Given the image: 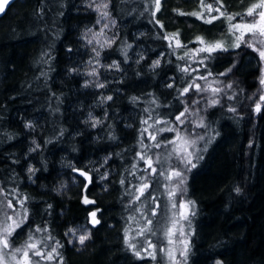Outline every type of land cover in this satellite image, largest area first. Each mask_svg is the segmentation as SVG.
<instances>
[{
	"label": "trees",
	"instance_id": "trees-1",
	"mask_svg": "<svg viewBox=\"0 0 264 264\" xmlns=\"http://www.w3.org/2000/svg\"><path fill=\"white\" fill-rule=\"evenodd\" d=\"M260 3L15 0L0 17V200L23 214L20 238L60 264H165L183 195L182 264H264L262 60L232 27ZM181 135L196 147L178 189Z\"/></svg>",
	"mask_w": 264,
	"mask_h": 264
},
{
	"label": "rangeland",
	"instance_id": "rangeland-1",
	"mask_svg": "<svg viewBox=\"0 0 264 264\" xmlns=\"http://www.w3.org/2000/svg\"><path fill=\"white\" fill-rule=\"evenodd\" d=\"M96 7L100 13V22L102 24V28L106 27V22L104 21L107 18V12L105 11L104 3L97 2ZM264 11V7L259 8L253 15H249L248 24L259 23V15L258 13ZM256 35H253L252 32H249L246 28L244 30L243 38L250 41L251 45L259 52L264 51V35H259V29L254 30ZM103 33V29L99 31ZM261 70H260V80L264 79V58H261ZM262 90L260 97L255 103V110L257 111V105H259V109L261 107V103L264 99V84H262ZM177 139V140H176ZM173 141V147L180 154V159L182 161V165H178L173 173L179 172L180 176H176L175 188L180 189L183 187L184 180L186 179V169L185 167L190 166V161L193 158V154L195 151V144L189 135H181ZM87 177L89 174L85 173ZM180 195L182 192H179ZM84 200L91 202L93 199L88 197H84ZM184 205V207H181ZM177 206L173 207V213L171 216L170 222V231L168 232L170 236V243L168 244L166 251L164 252V256L166 257L165 264H182L183 257L186 253L187 242L189 240V204L186 201V198L181 195L178 204H174ZM95 213V216H93ZM23 214L20 211L13 209L10 205H8L5 201L0 200V240L5 238L4 229L9 227L10 235H7L6 238L8 240V247L4 248L3 244L0 243V264H24V251H28V256L30 259V264H60L59 260L56 258L52 250L49 247H45L47 243H44L40 240V237L36 234H29L24 238H20L22 235V231L17 230V224L19 225L23 220ZM89 220L91 223H97L98 217L95 209H92L89 212ZM12 233L13 236L19 239L17 242L12 241ZM169 239V238H168ZM34 244L36 248L42 253V255H34L33 250L26 248V245ZM17 249H21V251H17ZM51 255V259H48V256Z\"/></svg>",
	"mask_w": 264,
	"mask_h": 264
},
{
	"label": "snow or ice",
	"instance_id": "snow-or-ice-1",
	"mask_svg": "<svg viewBox=\"0 0 264 264\" xmlns=\"http://www.w3.org/2000/svg\"><path fill=\"white\" fill-rule=\"evenodd\" d=\"M8 3V0H3L2 3H0V12H2L4 10V7L6 6V4ZM156 6H157V10L159 9V0H156ZM264 7V0H261L260 4L254 5L252 8H250L248 10V15H253L254 14V9L256 8H261ZM259 15V23H252V24H246V25H233L232 27L234 29H240V28H246L249 32H252L253 35H256V32L254 30L259 29V35H264V11H261L258 13ZM232 17H229V20H231ZM210 22V21H209ZM241 39V37H237V40L239 41ZM203 43V41H201ZM237 47L239 46V43H237L236 45ZM251 46V45H250ZM223 45L220 43H216L215 45H209L206 48L201 49V51H207L209 53H211L212 51H214L217 48H222ZM260 56L261 58H264V51H260ZM158 63V62H157ZM261 83L264 84V79L261 80ZM185 91H187V89H185ZM261 99H264V97H261ZM257 111H259V105H257ZM183 115V113L181 114ZM177 119H179V117H177ZM188 163H191V161H188ZM149 167H151V164L149 163ZM192 167H195V165L193 164ZM174 175L176 176H180L179 172H175ZM144 187H147V185H145ZM141 191H143V189H141ZM237 191H239V189H237ZM86 203L88 202L87 200L85 201ZM181 207H184V205H181ZM93 216H95V213H93ZM16 226H19L18 224ZM9 227H6L4 229V233L5 238L3 240H0V243L3 244L4 248L8 247V240L6 238L7 235H10L11 232L9 231ZM87 239L86 236H81L80 237V242L83 243L84 240ZM26 248L33 250V254L34 255H42V253L36 248V246L34 244H28L26 245ZM17 251H21V249H17ZM51 255L48 256V259H51ZM24 264H30V259L28 256V251H24Z\"/></svg>",
	"mask_w": 264,
	"mask_h": 264
},
{
	"label": "water",
	"instance_id": "water-1",
	"mask_svg": "<svg viewBox=\"0 0 264 264\" xmlns=\"http://www.w3.org/2000/svg\"><path fill=\"white\" fill-rule=\"evenodd\" d=\"M15 0H8V3L6 4V6L4 7V10L2 12H0V17L7 11V9L9 8V6L14 2ZM3 0H0V3H2Z\"/></svg>",
	"mask_w": 264,
	"mask_h": 264
}]
</instances>
